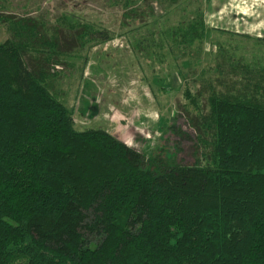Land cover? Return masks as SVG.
<instances>
[{"label":"trees","instance_id":"1","mask_svg":"<svg viewBox=\"0 0 264 264\" xmlns=\"http://www.w3.org/2000/svg\"><path fill=\"white\" fill-rule=\"evenodd\" d=\"M104 1L121 13L123 27L155 19L153 2ZM5 9L0 5L8 34L0 42V264H264L262 84L249 88L253 79L241 77L247 81L238 90L209 86L206 97L200 87L195 112L184 111L194 133L192 162L159 160L148 168L106 132H76L56 96L64 56L110 42L111 32L71 12L47 27ZM185 18L159 34L157 45L151 33L135 47L149 56L166 44L177 59H194L191 48L207 27L198 9ZM227 60L238 75L242 64ZM248 72L255 70L241 73Z\"/></svg>","mask_w":264,"mask_h":264},{"label":"rangeland","instance_id":"2","mask_svg":"<svg viewBox=\"0 0 264 264\" xmlns=\"http://www.w3.org/2000/svg\"><path fill=\"white\" fill-rule=\"evenodd\" d=\"M149 2L154 3L151 6L155 19L146 18L149 24L140 28L133 22L123 27L121 13L104 0H0V5L6 6L2 13L29 15L47 27L71 12L111 32L110 42L86 44L64 56L65 65L57 68L56 96L73 118L74 130L106 132L141 154L148 168L159 160L191 163L187 151L194 133L184 111L195 112L193 103L199 102L195 97L199 88L204 91L203 97L208 95L209 86L221 92L236 91L237 86L246 84L241 77L253 79L249 88L264 86V76L258 73L264 70V43L255 41L257 32L258 38L264 40V0L245 1L243 5L235 0ZM197 9L203 12L207 32L202 44L195 43L191 48L194 59H177L167 53L166 44L159 51L150 50L149 56L141 50L139 53L136 42L152 33L149 42L155 40L157 45L159 34L179 23L186 24L184 17H192ZM135 28L137 31H133ZM216 30L251 38L222 35ZM7 37L0 26V42ZM227 56H231L233 65L237 61L242 64L238 75L230 70ZM220 63L219 77L214 69ZM245 68L255 72L243 76ZM220 82L222 89L216 86Z\"/></svg>","mask_w":264,"mask_h":264},{"label":"crops","instance_id":"3","mask_svg":"<svg viewBox=\"0 0 264 264\" xmlns=\"http://www.w3.org/2000/svg\"><path fill=\"white\" fill-rule=\"evenodd\" d=\"M245 1L248 2V1H250V0H235L236 4H238V3L240 2L242 5H243V3H244ZM246 2H245V3H246ZM248 3H249V2H248ZM255 37L258 38V32L256 33Z\"/></svg>","mask_w":264,"mask_h":264}]
</instances>
